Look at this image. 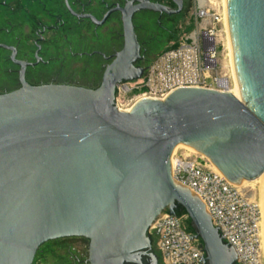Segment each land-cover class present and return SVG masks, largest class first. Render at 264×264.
<instances>
[{"label":"water","instance_id":"1","mask_svg":"<svg viewBox=\"0 0 264 264\" xmlns=\"http://www.w3.org/2000/svg\"><path fill=\"white\" fill-rule=\"evenodd\" d=\"M119 9L124 45L98 88L22 81L0 94V264H33L44 244L69 237L89 241V264H159L149 230L165 213L187 215L205 264H237L202 202L173 180L171 156L191 147L238 186L264 173V0H227L242 100L187 87L130 112L116 95L145 70L133 16L165 7Z\"/></svg>","mask_w":264,"mask_h":264},{"label":"built area","instance_id":"2","mask_svg":"<svg viewBox=\"0 0 264 264\" xmlns=\"http://www.w3.org/2000/svg\"><path fill=\"white\" fill-rule=\"evenodd\" d=\"M196 27L158 54L136 81L117 86L119 111L130 112L140 100H165L179 88L229 91V79L220 71L219 55L226 36L223 0L194 3ZM133 84L134 86H131ZM138 89V96L124 107L119 96ZM172 178L189 189L204 205L212 223L237 255V264H264L262 255V214L259 205L241 186L229 182L210 161L173 152ZM188 217L163 214L150 228L153 244L162 264H205L202 243L192 240Z\"/></svg>","mask_w":264,"mask_h":264},{"label":"flooded vegetation","instance_id":"3","mask_svg":"<svg viewBox=\"0 0 264 264\" xmlns=\"http://www.w3.org/2000/svg\"><path fill=\"white\" fill-rule=\"evenodd\" d=\"M47 1L56 5L54 6V12L46 8L47 3L43 0H20L18 4H14L13 2L9 4L6 0L0 1V7H5L11 12H14L15 7L18 6V11H24L35 23V27L32 29V36L34 38L31 39V47L28 51L21 47L20 38H11L10 31L0 27V54L2 53L1 55L3 56L0 58V94H7L20 89L22 81L33 86L68 85L96 89L100 85L96 88H90L82 86L77 81L73 82V74L67 68H64V64L68 61L72 63V61L79 58L87 60L95 59L101 65L104 74L107 66L113 62L115 55L122 50L124 45L123 13L119 8H125L127 5L136 6L146 2L165 7L164 11L142 10L133 16V25L139 42L137 26L135 25L138 15L143 13L152 14L155 17L154 23L158 30L172 34L174 32L173 29L178 26L179 21L188 19L193 3V0H113L110 3L107 0ZM21 2H26L28 6H39L37 8L42 9L46 17L52 19L55 23L50 26L41 25L37 17L30 14V7L23 9ZM108 13L110 14L106 21L98 25L97 22L102 21ZM112 20L114 21L113 27L116 29L115 32L111 31L114 34L113 47L114 49H118L107 54L102 50L105 46L103 36L106 32L105 29H109L107 25ZM89 35L93 37V40L89 39ZM75 36L87 38L86 41L84 40V46L87 49L74 53L73 41ZM53 38L66 39L67 50L66 52H62L59 57L57 54L56 56L50 55L46 49V46L54 45L55 41H53ZM145 43L143 41L139 42L140 53L144 50ZM141 58L135 63V66H141L140 64L144 60L142 56ZM59 62L60 68L52 67L53 64ZM152 246L154 253L158 256L159 264H162L153 243ZM143 259L145 264H150L148 257H143ZM130 264H137V261Z\"/></svg>","mask_w":264,"mask_h":264},{"label":"rangeland","instance_id":"4","mask_svg":"<svg viewBox=\"0 0 264 264\" xmlns=\"http://www.w3.org/2000/svg\"><path fill=\"white\" fill-rule=\"evenodd\" d=\"M1 1V0H0ZM7 3L12 2L18 4L20 0H6ZM47 3L46 8L55 11L56 5L43 0ZM113 0H107L108 3ZM197 0H193L192 10L189 12L188 19L185 21H179L178 26L173 29V33L169 34L168 32L158 30L155 26L152 14L143 13L138 15L135 20V25L137 26V34L139 36V42H146L144 50L141 51L140 55L144 58L143 62L140 64L141 67H145L150 61H152L158 54L168 49L172 43L180 39L183 35H188L194 31L196 27L194 19V3ZM23 9L29 8L30 14L37 17V20L41 22V25H53L55 22L46 17V14L43 13L42 9L35 6H28L26 2H21ZM225 5V4H224ZM190 18V20H189ZM113 20L109 22L105 29V34L103 36L105 46L102 48L107 54L115 50L113 47V35L112 32H115L116 29L113 27ZM0 27H3L5 30L10 31L11 38H20L21 47L28 51L30 49L32 36V29L35 27V23L28 14H25L24 11H18V6L15 7V11L11 12L5 7H0ZM113 27V28H112ZM110 30V31H109ZM112 31V32H111ZM90 36V40H93V37ZM102 38V37H101ZM87 38H82L81 36H75L73 41V51L81 52L82 49H87L84 46V40ZM55 41L54 45L46 46V49L49 51L52 56H61L62 52H66V39L64 38H53ZM224 48L220 50L219 61H220V71L223 76L229 79L231 87L233 86V72L232 66L229 62L228 52L226 50V36H223ZM86 43V42H85ZM68 48V47H67ZM118 49V48H117ZM116 49V50H117ZM2 54V53H1ZM0 54V58L3 57ZM64 54V53H63ZM73 64V65H72ZM53 68H60V62L52 65ZM64 68H67L70 73L73 74L72 81L79 82L82 86L96 88L100 85L103 75V70L101 65L97 63L95 59H77L72 61V63L64 64ZM235 74V73H234ZM131 86H134L131 84ZM138 89H133V91L126 97L122 95L119 96V102L124 107L127 103L134 100L138 96ZM177 153H182L185 155H191L200 158V154L190 150L189 148L180 145L177 150ZM203 158H206L202 155ZM207 159V158H206ZM243 192L247 194L249 198L254 200L260 208L261 201L264 199V180H255L251 182H243L241 185ZM262 214V212H261ZM262 226V225H261ZM263 232V231H262ZM262 255L264 260V249H263V236H262ZM33 264H89L88 263V240L81 237H69L61 238L58 240H53L44 244L39 251L37 252Z\"/></svg>","mask_w":264,"mask_h":264},{"label":"bare ground","instance_id":"5","mask_svg":"<svg viewBox=\"0 0 264 264\" xmlns=\"http://www.w3.org/2000/svg\"><path fill=\"white\" fill-rule=\"evenodd\" d=\"M224 4H225V22H224V27H225V32H226V50L228 52V57H229V62L231 63L232 66V72H233V80H232V84L233 86L231 87V85L229 86V92L231 94H233L235 97H237L238 99L242 100V96H241V92H240V88H239V83L236 77V72H235V64H234V55H233V48H232V42H231V37H230V30H229V25H228V15H227V0H223ZM235 73V74H234ZM180 146V145H179ZM178 146V147H179ZM184 146V145H182ZM177 147V148H178ZM187 147V146H185ZM177 148L175 149V152L177 150ZM190 150L196 152L193 148L191 147H187ZM212 165V164H211ZM212 167L214 169H216L213 165ZM217 170V169H216ZM256 180H264V173ZM261 212H262V221H261V225H262V236H263V249H264V227H263V211H264V199H262L261 201Z\"/></svg>","mask_w":264,"mask_h":264},{"label":"trees","instance_id":"6","mask_svg":"<svg viewBox=\"0 0 264 264\" xmlns=\"http://www.w3.org/2000/svg\"><path fill=\"white\" fill-rule=\"evenodd\" d=\"M179 213H181V212H179ZM182 214H183V213H182ZM187 226H188L189 231L192 232V229H191V227H190V225H189V221H187Z\"/></svg>","mask_w":264,"mask_h":264}]
</instances>
